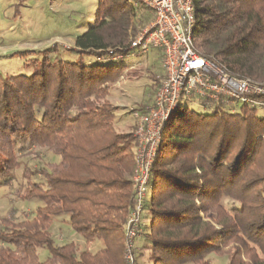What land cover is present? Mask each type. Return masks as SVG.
I'll return each instance as SVG.
<instances>
[{
    "label": "trees",
    "instance_id": "1",
    "mask_svg": "<svg viewBox=\"0 0 264 264\" xmlns=\"http://www.w3.org/2000/svg\"><path fill=\"white\" fill-rule=\"evenodd\" d=\"M193 1L195 50L264 84V0ZM153 18L129 0H98L96 21L69 49L76 59L54 46L32 73L0 76V182L23 167L17 195L39 203L23 220L0 217V264H125L136 124L118 121L109 96L119 78L147 73L156 94L162 66L125 63ZM197 103L207 111L179 107L162 130L137 264L145 255L152 264H218L217 256H227L220 264H264V108ZM28 145L53 159L25 165ZM61 216L94 248L57 241L52 226Z\"/></svg>",
    "mask_w": 264,
    "mask_h": 264
},
{
    "label": "built area",
    "instance_id": "2",
    "mask_svg": "<svg viewBox=\"0 0 264 264\" xmlns=\"http://www.w3.org/2000/svg\"><path fill=\"white\" fill-rule=\"evenodd\" d=\"M134 6L144 5L154 18L132 39L128 56L162 54L165 77L152 104L134 109L136 124L135 169L132 175V207L125 222V264H137V239L143 233L151 169L162 130L171 114L184 100L227 106L247 105L264 108V84L225 72L194 48L196 23L193 0H129ZM118 57H121L118 56Z\"/></svg>",
    "mask_w": 264,
    "mask_h": 264
},
{
    "label": "rangeland",
    "instance_id": "3",
    "mask_svg": "<svg viewBox=\"0 0 264 264\" xmlns=\"http://www.w3.org/2000/svg\"><path fill=\"white\" fill-rule=\"evenodd\" d=\"M97 5L98 0H0V76L32 73L35 61L42 60L43 51L54 46L59 48L58 56L67 60L76 59L78 53L69 49L74 46L76 38L88 31L96 21ZM55 56L52 53L50 57ZM161 59V53L153 50L148 54L127 59L125 63L130 66L138 63L146 65L155 63L159 72V67L162 66ZM153 83L154 80L148 73L141 79L131 82L124 77L117 80L109 100L119 107L117 119L121 124L135 122L132 111L136 107L152 104L155 97ZM182 106L197 112L207 111L203 106L190 100H184ZM259 113L264 114L262 110ZM19 146L20 144L17 147L18 153L22 151ZM32 150L33 152L23 158V163L29 167H40L53 159L46 148L34 145H28L23 152ZM25 182L23 167L16 172L13 179L0 182V217L14 215L23 220L32 215L39 203L36 200H21L17 195V190ZM52 232L55 239L61 243L75 241L81 248H94L73 233L66 216L57 218L52 226ZM138 248L140 252L139 245ZM46 255L47 251L41 252L42 258ZM211 256L215 257L214 254ZM226 261L227 256H217L214 262L220 264ZM141 262L152 264L147 255Z\"/></svg>",
    "mask_w": 264,
    "mask_h": 264
},
{
    "label": "crops",
    "instance_id": "4",
    "mask_svg": "<svg viewBox=\"0 0 264 264\" xmlns=\"http://www.w3.org/2000/svg\"><path fill=\"white\" fill-rule=\"evenodd\" d=\"M75 42V41H74ZM138 245L140 246L141 245V242L140 241H138Z\"/></svg>",
    "mask_w": 264,
    "mask_h": 264
}]
</instances>
